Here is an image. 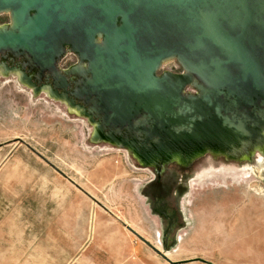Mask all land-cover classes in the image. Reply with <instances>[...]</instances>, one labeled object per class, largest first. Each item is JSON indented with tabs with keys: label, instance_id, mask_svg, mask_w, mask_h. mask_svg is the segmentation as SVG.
<instances>
[{
	"label": "water",
	"instance_id": "obj_1",
	"mask_svg": "<svg viewBox=\"0 0 264 264\" xmlns=\"http://www.w3.org/2000/svg\"><path fill=\"white\" fill-rule=\"evenodd\" d=\"M0 12L12 21L0 52L40 72L55 71L66 49L88 62L91 79L74 96L93 101L108 127L145 115L167 136L177 121L249 135L250 110L264 106V0H0ZM169 58L203 83L201 96L181 95L192 85L184 75H156Z\"/></svg>",
	"mask_w": 264,
	"mask_h": 264
},
{
	"label": "rangeland",
	"instance_id": "obj_2",
	"mask_svg": "<svg viewBox=\"0 0 264 264\" xmlns=\"http://www.w3.org/2000/svg\"><path fill=\"white\" fill-rule=\"evenodd\" d=\"M11 25V14L0 12V29ZM0 58L11 70L0 75V230L10 216L50 213L57 190L74 185L90 198L92 216L123 223L131 235L138 232L158 243L161 229L149 191L155 185L156 192L164 190L180 205L183 228L176 234L182 235L181 246L197 237L228 232L234 240L246 238L242 249L251 253L252 264H264V150L243 161L203 154L187 170L178 163L164 165L161 158L144 166L128 149L95 141L88 117L70 112L68 105L49 94L36 93L18 73L36 71L35 82L40 83L50 69L40 72L26 55L7 50ZM163 62L158 77L186 73L175 58ZM79 64L80 78L91 79L88 62L73 51L66 49L57 60L54 72L61 90L69 86L65 74ZM181 95L198 96L199 91L188 85ZM75 99L87 105L84 97ZM122 129L133 132L134 127L126 124ZM146 129L147 141L157 139L163 149L168 136L162 128L151 123ZM150 129L158 134L152 136Z\"/></svg>",
	"mask_w": 264,
	"mask_h": 264
},
{
	"label": "crops",
	"instance_id": "obj_3",
	"mask_svg": "<svg viewBox=\"0 0 264 264\" xmlns=\"http://www.w3.org/2000/svg\"><path fill=\"white\" fill-rule=\"evenodd\" d=\"M50 213L10 216L0 230V264H252L245 239L228 232L197 237L181 246V234L159 244L123 223L92 216L91 200L74 185L58 189ZM149 221H146L148 223ZM231 233V232H230Z\"/></svg>",
	"mask_w": 264,
	"mask_h": 264
},
{
	"label": "bare ground",
	"instance_id": "obj_4",
	"mask_svg": "<svg viewBox=\"0 0 264 264\" xmlns=\"http://www.w3.org/2000/svg\"><path fill=\"white\" fill-rule=\"evenodd\" d=\"M163 63L164 62L161 63L160 67L163 66ZM81 68L82 65L79 64L78 67L72 69L70 72H67L65 75H70L72 73L73 75H77L80 77L79 71ZM185 71L186 73L184 74V76L188 78V82H190L192 86L198 89V96H201L203 92V88L201 86H203V83L188 69H186ZM33 72L36 73V71ZM52 72L54 71H50L47 73ZM195 81L199 82L201 85H198V83H195ZM91 102L92 104H94L93 101ZM95 109L96 108L92 110L95 115L94 119H99L100 123L94 122L92 120L93 115L88 116L84 111H81L82 109L80 107L76 108V110H71L70 112H76L77 114L84 115L88 117V119L94 124H98L97 128H95V131L98 130L100 136L101 134L103 135V133L105 134L106 132L107 134H105L104 136L110 137L107 139L102 138L103 140L109 141L114 144L118 142L117 140H123L122 134L127 135L128 131L126 129H117L114 127L106 126L104 115L102 113H99L98 111H95ZM177 111L178 115L186 114V112L183 111L182 108L177 109ZM250 117V123L248 125L249 135L241 132L233 125H224L222 123L214 127L201 128L195 123H189V121H177L175 123L173 122L168 126V140L163 144V149L160 150L161 144L159 140L153 138L151 142L147 141L148 138H146V134L144 132L146 131L145 129L148 119L145 115H141L133 121L134 129L132 130L138 135L137 139L128 141L129 143L123 142L124 144H120H122L126 148L132 147L135 153L138 155L140 161L141 159L143 160L145 164H143L144 166L155 165L156 161H158L159 158L163 160L164 165L175 161L172 159L174 157L178 160L183 156L185 160L192 161L208 152L213 153L216 156L225 155L229 157H235L237 160L241 161L248 158L250 153H254L256 151H258L262 155V152L264 150L263 102L259 103L256 110H250Z\"/></svg>",
	"mask_w": 264,
	"mask_h": 264
},
{
	"label": "flooded vegetation",
	"instance_id": "obj_5",
	"mask_svg": "<svg viewBox=\"0 0 264 264\" xmlns=\"http://www.w3.org/2000/svg\"><path fill=\"white\" fill-rule=\"evenodd\" d=\"M177 60V59H176ZM59 65L57 66V69H59ZM10 65L5 62L4 58H0V75L3 74H9L10 73ZM20 79L23 83H26L28 86L32 87V89L36 92V93H45V94H49L53 97V99L59 101V102H63L64 104L68 105L70 107L71 110H76V108H81V111H84L85 114H87L88 116H92L93 117V121L94 122H99V119H94V113L92 112V110L95 108L94 104L89 103L86 106H83L82 104H80L74 96V90H78L79 86H81V82L83 81L79 76H75L73 78L70 77V75H66L68 81H69V86L65 89H60L59 87V75L55 74V72L52 73H46L43 77V82H35L36 78V73L34 72H26V70L20 69L18 70ZM62 80V79H60ZM195 83H198V85H201L199 82L195 81ZM66 87V86H65ZM66 95V96H65ZM61 97V98H60ZM63 98V99H62ZM68 100V101H66ZM93 123V122H92ZM94 140L95 141H105L103 140L104 138H110V137H105L104 135L107 134L105 132V134L103 133V135L99 134V131H95V128H97L98 124H94ZM125 133V132H122ZM109 135V134H108ZM123 140H117L118 142L116 143L118 146L123 147L125 149H128L131 153H133V155L139 160V162L141 164H144L143 160L138 158V155L135 153L134 149L132 147H124L122 144L123 142H127L131 141L133 139H137V134L135 132H127V135L122 134ZM151 136H149V139ZM103 138V139H102ZM120 138V137H118ZM140 142V141H139ZM124 144V143H123ZM213 155V157L216 158H220V157H225L228 159V161H230L231 159L234 160L236 159L235 157H229V156H225V155H221V156H216L213 153H206V155ZM173 162L172 163H179V167L180 168H185L186 170L191 168V166L194 165V162H192L191 160H185V158L182 156L180 157L178 160L174 158H172ZM243 161V160H242ZM145 165V164H144ZM186 185V184H185ZM155 185H152L149 189L150 193H151V197H152V210H153V214L157 217H159L160 219V224H161V228H162V232H163V237L165 240V243L169 242V239H171L172 236H174L176 234V232L180 231L183 228V222L179 221L183 219V214L180 210V205L176 202L170 199V197L168 196V194H166V192L164 190L161 191V193L156 192L154 189Z\"/></svg>",
	"mask_w": 264,
	"mask_h": 264
}]
</instances>
